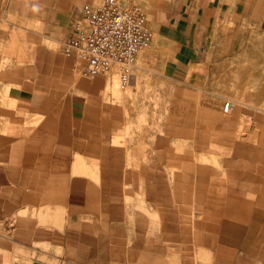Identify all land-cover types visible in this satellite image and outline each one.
<instances>
[{
	"label": "crops",
	"instance_id": "0c3cea01",
	"mask_svg": "<svg viewBox=\"0 0 264 264\" xmlns=\"http://www.w3.org/2000/svg\"><path fill=\"white\" fill-rule=\"evenodd\" d=\"M101 1L0 0V60L7 63L0 77L10 78L0 87L5 94L0 125L9 130L0 137V155L21 159L3 162L0 173L37 175L32 193L49 207L43 214L28 208L16 212V229L0 231V264H264V135L258 145L236 139V148L219 153L220 165L211 160L192 165L185 196L176 188L172 198L174 187L163 182V166L138 162L124 149L115 151L114 124L103 130L92 107L86 110L93 116L84 118L82 105H74L82 129L77 130L75 152L73 147L67 152L78 164L90 157L89 166L52 165L49 116L33 123L46 130L30 128L29 139L17 134L16 127L26 121L12 113L15 106L50 111L59 95L70 90L84 94V83L77 80L81 63L64 54V45L75 37L77 23L86 28L82 7L94 8ZM119 2L142 9L153 37L136 56L132 89L144 74L201 89L208 98L201 109L209 115L201 124L218 132L208 134V143L231 136L222 127L238 130L248 124L246 117L220 119L216 114L227 94L241 93L248 52L256 55L264 45V0ZM247 106L239 104L229 113L244 112ZM153 153L163 157L161 149ZM189 157L195 164V154ZM41 158L47 163L40 164ZM73 171L91 176L73 177ZM13 179L0 189L14 191L19 203L30 202V191L21 192L24 186L30 190V176L23 183Z\"/></svg>",
	"mask_w": 264,
	"mask_h": 264
},
{
	"label": "rangeland",
	"instance_id": "374dc122",
	"mask_svg": "<svg viewBox=\"0 0 264 264\" xmlns=\"http://www.w3.org/2000/svg\"><path fill=\"white\" fill-rule=\"evenodd\" d=\"M7 56L14 57L15 55L14 53H8ZM251 57L254 60H251ZM6 64L5 61L0 60V74L3 73L2 70L6 67ZM240 78L242 84L238 86V90L241 93H229L224 101L220 100L216 117L220 119L246 117L248 124L238 130L234 126L222 127V129H226V134L231 136L224 139L218 138L209 143L208 134L218 132L217 128L212 130L213 127L207 128L204 124H201L209 116L201 109L208 100L207 96L203 95L202 90H194L192 83L180 85L181 87L173 85V83L167 84L166 81L162 82L150 74H144L138 79L135 84L136 89L131 88L130 81L126 87L121 88L115 71L99 75L92 80L81 79L78 75L77 80L84 83V94L82 96H78L70 90L68 93L59 95L56 98L57 102L55 106L52 104L50 111L37 109L29 111L27 106L23 108L24 110L22 108L18 110V107L15 106L14 110L11 111L23 121H26L25 125L16 127V130H18L17 134L19 136L28 137V139L33 123H38L42 117L49 116L53 119L49 130L52 140L50 143L51 151L49 152L52 157L49 161L52 162V165L67 164L75 166L81 164V166H89L92 160L90 157L81 159V163L78 164L79 159H75L73 155L67 156V152L71 150V147L74 150L72 152H75V139L82 129L77 126L75 120L76 117H81V112H76L73 109L74 105H82L84 118L93 116L90 114V110L89 113L87 112L88 109L86 110V108H94L96 115L93 117L102 121L103 130H112L111 124H114L115 131L110 136L111 139L114 138L115 151L124 149L127 154L130 153L132 157L134 156L133 158L138 162L143 161L142 163L148 165L163 166V182L171 183L174 187L172 198H175L176 188L181 196H185L186 185L191 177L190 172L192 170H190V167L192 165L197 168L198 165H202L203 161L209 162L210 160L215 166L222 164L224 160L221 159L219 153L225 154L230 150V146L236 148L238 145L236 139L249 145L260 144L258 140L262 138L261 135H264V45L259 47V52L256 55L248 52L246 61L243 63L242 77ZM9 81L10 78L8 77H0V87L9 84ZM90 91H96V93L92 94ZM4 97L5 94L0 92V100ZM227 100L234 103L233 109L241 104L244 107L248 105V110L236 114H225L222 112V104ZM193 106H197L199 109H192ZM53 122L56 124H53ZM45 128L39 125L34 126L33 130L40 131ZM86 130H89V128ZM192 130H195L194 134H192ZM8 131H6V126L0 125V137ZM45 133L47 132L45 131ZM87 133V131H83V135ZM202 134L206 137V141L202 140ZM192 137L195 138L194 142L190 140ZM85 138L89 137L84 136ZM170 138L171 141L168 140ZM29 143L30 141L23 143V146ZM39 144L41 145L42 142ZM160 149L163 151V157L155 158V152L153 153V151H160ZM192 150H194L193 153L190 152ZM192 154H195V164H193L194 159L189 157ZM144 155L146 156L144 157ZM204 157H211V159ZM133 158H130V160L133 161ZM8 160L20 161L21 159L4 158L0 155V166ZM23 160L29 161L30 159ZM39 160L40 164L43 165V163H47L48 159L41 158ZM164 170L169 173L166 174ZM79 175L87 178L91 176L87 173H76L74 171L71 176L79 177ZM29 176L30 190L24 186L21 191L23 194L30 191V202L28 203H24L23 200L20 201L21 203L17 202L14 191L11 189H0V231L7 232L16 229L17 223L14 218L16 212L21 208H28L29 213L43 214L48 212V205L42 204L36 198V194L32 193L31 186L37 175L31 173L27 175L22 172L16 175L0 173V184L3 183L4 186H9V182L14 183L15 181L13 177H18L19 183H23L24 178ZM37 192L43 193L41 190ZM31 193L33 196H31ZM50 208L55 210L58 207L51 206ZM179 209H184V206H179Z\"/></svg>",
	"mask_w": 264,
	"mask_h": 264
},
{
	"label": "built area",
	"instance_id": "2783aa9c",
	"mask_svg": "<svg viewBox=\"0 0 264 264\" xmlns=\"http://www.w3.org/2000/svg\"><path fill=\"white\" fill-rule=\"evenodd\" d=\"M75 37L64 45V54L74 55L81 63L80 76L92 80L115 71L121 88L129 84L136 56L153 40L146 26L145 14L138 6L123 7L119 0H102L92 8L83 6ZM234 108L230 100L222 104L228 114Z\"/></svg>",
	"mask_w": 264,
	"mask_h": 264
},
{
	"label": "clouds",
	"instance_id": "9594fccd",
	"mask_svg": "<svg viewBox=\"0 0 264 264\" xmlns=\"http://www.w3.org/2000/svg\"><path fill=\"white\" fill-rule=\"evenodd\" d=\"M33 10H36V6L35 5H33Z\"/></svg>",
	"mask_w": 264,
	"mask_h": 264
}]
</instances>
